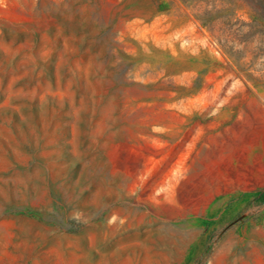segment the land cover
I'll list each match as a JSON object with an SVG mask.
<instances>
[{"label":"rangeland","instance_id":"374dc122","mask_svg":"<svg viewBox=\"0 0 264 264\" xmlns=\"http://www.w3.org/2000/svg\"><path fill=\"white\" fill-rule=\"evenodd\" d=\"M264 0H0V264H264Z\"/></svg>","mask_w":264,"mask_h":264},{"label":"crops","instance_id":"0c3cea01","mask_svg":"<svg viewBox=\"0 0 264 264\" xmlns=\"http://www.w3.org/2000/svg\"><path fill=\"white\" fill-rule=\"evenodd\" d=\"M263 115H264V112H263ZM262 131H264V129H262Z\"/></svg>","mask_w":264,"mask_h":264}]
</instances>
